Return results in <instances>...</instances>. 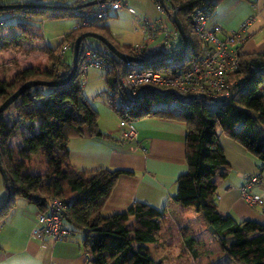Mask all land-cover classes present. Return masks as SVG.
Returning <instances> with one entry per match:
<instances>
[{
  "label": "trees",
  "instance_id": "16d2710c",
  "mask_svg": "<svg viewBox=\"0 0 264 264\" xmlns=\"http://www.w3.org/2000/svg\"><path fill=\"white\" fill-rule=\"evenodd\" d=\"M220 1L164 0L167 13L163 12V16L175 29L171 14L176 11L174 14L187 37L190 55L178 58L182 61L174 68L164 62L145 69L174 74L198 60L202 46L192 29L193 14L202 10L210 14V19ZM79 6L85 5L68 0L46 4L15 0L0 2V15L20 17L14 24H6L10 32L14 29L15 32L9 39L0 35V47L19 49L23 43H30L34 55L46 57L42 69L36 68V59L32 57V66L17 71L12 81L0 80V105L25 82L66 78L71 63L59 61L57 53L62 43L68 42L72 57V44L83 33H97L119 52L136 57L131 45L119 44L112 38L106 25L109 16L92 26L72 29L55 49L38 44L41 36L34 25L37 18L48 15L52 19H76L73 16L75 11L93 9L92 6L78 9ZM181 45L182 41L176 49ZM99 47L105 49L101 44ZM114 65L105 79L109 95L107 104L121 119L154 117L186 125L187 172L177 178V191L172 200L181 208L184 217L197 219L199 238L183 234L180 256H190L195 264H264V225L252 221L236 222L230 215L221 214L216 202L218 183L227 177L229 169L218 142L217 128L241 145L264 168V53L239 57V68L229 79L233 94L228 100H188L177 99L169 93H146L126 115L121 108L114 106L115 98H119L118 77L124 64L115 59ZM81 78L79 70L64 85L32 87L0 113V160L7 175L10 197L4 204L8 197L4 187L0 223L10 215L17 197L33 205L39 213H47L53 199H71L63 221L71 236L84 234L83 249L91 264H171L166 255L169 249L160 240L164 211L135 202L122 213L109 217L101 215L117 180L129 172L103 168L78 171L69 162V140L81 136L104 137L98 130V113L82 95ZM170 101H178L180 105L169 109ZM36 157L41 159V164L27 170ZM262 211L264 213V205Z\"/></svg>",
  "mask_w": 264,
  "mask_h": 264
},
{
  "label": "crops",
  "instance_id": "0c3cea01",
  "mask_svg": "<svg viewBox=\"0 0 264 264\" xmlns=\"http://www.w3.org/2000/svg\"><path fill=\"white\" fill-rule=\"evenodd\" d=\"M15 1L46 4L57 0ZM121 12L130 19L134 32H137L135 29L141 19H160L166 22L169 30H172V26L167 23L151 0H127L126 7ZM11 17L16 18L15 22L20 18L17 15ZM247 21L249 22L247 29L240 32V26ZM106 25L112 38L117 43L124 44L116 39L117 35L112 32L107 21ZM76 26L77 24L73 29ZM207 27H219L220 38H224L228 33L239 32L244 40L241 45L243 54H263L264 0H221L208 20ZM140 41L131 46L140 44ZM162 41L163 36H160L149 47L158 46ZM24 44L28 49L31 48L30 43ZM45 62L46 57L40 55L36 68H43ZM22 63L14 75L17 71L32 66V61L26 56ZM100 121L99 119L98 130L103 138L87 136L73 138L69 140L68 150L69 162L75 170L88 172L103 168L129 172L117 180L101 215L109 217L122 213L135 202L164 211L160 240L166 247H171L166 254L170 257L169 262L195 264L193 258L190 256L183 258L180 252L183 249L181 245L183 234L189 233L190 236L199 238L198 221L195 218L184 217L181 208L172 200L177 191V178L187 172L186 125L154 117L130 119L128 121L135 130V137L123 139L124 128L119 126L113 129ZM218 142L229 166L227 177L218 183L216 190L219 212L230 215L236 222L252 221L264 225L263 207L248 206L242 200L240 192L241 187L249 179L254 178L256 182L252 185L250 193L264 201V168L241 145L222 133L218 136ZM28 205L33 210L19 214L20 219H17L15 224L12 223L13 220L4 221L10 215L0 223V264H91L76 243L32 238L30 232L39 211L33 205Z\"/></svg>",
  "mask_w": 264,
  "mask_h": 264
},
{
  "label": "built area",
  "instance_id": "2783aa9c",
  "mask_svg": "<svg viewBox=\"0 0 264 264\" xmlns=\"http://www.w3.org/2000/svg\"><path fill=\"white\" fill-rule=\"evenodd\" d=\"M93 1L95 4L91 5L93 8L91 11H75L73 13L77 21V28L92 26L109 16L111 12L124 9L127 4V0H77V3L86 5ZM151 1L156 2V0ZM156 8L163 14L158 3ZM175 12L174 10L173 13ZM209 16L210 14L204 13L202 10H196L193 14L191 25L202 50L200 58L185 70L174 74H163L136 67L131 63H123L122 72L118 77V96L121 102L120 108L124 115L135 108L138 100H141L146 93H169L177 99L204 98L212 102L225 101L232 96L233 90L229 79L239 68V57L243 55L241 45L244 40L239 32L228 33L224 38H220L218 36L219 27H207ZM248 23V21L244 22L239 31H245ZM135 31L142 36L140 44L132 46V52L136 58L143 56L144 59H155L158 54L163 55L176 50L177 30L174 28L169 30L160 19H141ZM160 36H163V41L158 46L149 47ZM62 39L63 37L60 38V40ZM69 50L70 44L63 42L57 53L58 60L63 61L65 53ZM115 59L118 58L106 48L92 47L87 40H84L80 44L76 71L80 70L81 77L87 75L92 68L107 73L114 69ZM119 126L125 129L122 133L123 139L135 137V130L128 120L121 119ZM255 182L256 179L251 178L241 187V198L248 206L263 207L264 201L250 193ZM70 202L71 199L51 200L48 212L37 214L30 236L35 239H49L54 242H62L69 238L71 232L63 221V215L67 213Z\"/></svg>",
  "mask_w": 264,
  "mask_h": 264
},
{
  "label": "rangeland",
  "instance_id": "374dc122",
  "mask_svg": "<svg viewBox=\"0 0 264 264\" xmlns=\"http://www.w3.org/2000/svg\"><path fill=\"white\" fill-rule=\"evenodd\" d=\"M5 0H0V2ZM73 0H70L69 2H72ZM75 1V0H74ZM114 15V17H112ZM16 21L15 17H11L5 14L0 15V24L4 27H0V35L3 34V36L6 39H9L12 32H15V29L11 32L8 30V27L6 28V24L14 23ZM107 23L112 29V32L117 35L116 39L124 44L132 45L137 43L139 40H141V35L138 32L133 31V25L130 23V19L124 16V13L119 10L118 12H111L109 15V18H107ZM77 24L76 19L73 17H66L63 19H52L48 15L41 16L40 18H37L34 21V25L36 29L40 31L41 40L38 42L40 46H47L49 48L55 49L59 42L60 38L64 35L68 34L73 27ZM77 28V26H76ZM87 42L92 47L100 46L99 42L96 40L87 39ZM181 40L180 38L176 41L177 45H180ZM29 52H28V51ZM184 57L188 58L190 55V51L186 50L184 52ZM30 58L32 60L34 57L35 60V66L37 65L39 61L40 55H34L33 51L28 49V46L24 43L19 49H13V48H2L0 47V80H4L7 82L12 81L14 78V72L17 68L21 66V63L23 62V59ZM71 53L70 51H67L65 53L64 61L71 63ZM181 59H177L175 61H169L168 66L171 68H174L175 66L180 65ZM23 64V63H22ZM44 66V65H43ZM42 66V67H43ZM42 69V68H41ZM107 76V73L105 71H102L100 69L92 68L88 71L87 75L82 77L80 79V84L82 86V95L86 99V101L90 104L91 108L95 110L99 116L100 122L106 123L111 128L116 129L119 127L120 123V117L108 106L107 99H108V92H107V85L105 78ZM180 105V102L178 101H170L168 104L169 109L177 108ZM114 106L116 108L121 107V102L118 97L114 100ZM154 107V105H153ZM216 133L219 136L221 133L220 128L216 129ZM41 164V159L39 157H36L32 160V163H30V167L27 170H32L34 167ZM79 171V169H78ZM5 197V188L3 185L2 178L0 176V203ZM14 210L11 212L10 216L4 220L7 222H11L10 220H13L12 223L15 224V221L17 219H20L19 214H24L26 210H33L27 202L17 197L14 202ZM16 213V215H14ZM14 216V217H13ZM13 218V219H12ZM1 225V224H0ZM24 227V223L22 225V228ZM83 240H84V234L83 233H75L73 234L67 241L68 243H76L79 245L81 251L84 252L83 249ZM169 249L170 246H167Z\"/></svg>",
  "mask_w": 264,
  "mask_h": 264
},
{
  "label": "water",
  "instance_id": "95a60500",
  "mask_svg": "<svg viewBox=\"0 0 264 264\" xmlns=\"http://www.w3.org/2000/svg\"><path fill=\"white\" fill-rule=\"evenodd\" d=\"M159 6L162 8L164 13H167V9L164 4V0H156ZM95 2H91L86 4L85 6H91L94 5ZM85 6H79L78 9L84 8ZM21 7H27V6H21ZM39 7H44V8H50L52 10L59 9L58 7H49V6H39ZM171 22L174 25L175 29L178 32V35L180 36V39L182 41V45L180 48L163 54L160 57H157L155 59H144V58H136V57H130L126 54H123L119 52L107 39H105L103 36L93 33V32H86L78 36L73 44H72V59H71V71L68 74V76L62 80H57V81H42V80H32L25 82L23 85H21L13 94H11L1 105H0V113L4 112L6 108L14 101L17 99L19 95L24 93L25 91L31 89L32 87L36 86H42V87H48V88H53L57 86H61L66 84L75 74L77 70V62H78V56H79V48L80 44L82 41L87 40L88 38L96 40L99 42L102 46H104L110 53H112L116 58H118L121 62L123 63H131L135 65L136 67L139 68H147L151 67L154 65L162 64L167 61H173L178 58H180L184 52L188 48V41L187 37L184 33V30L177 19L176 15L174 13L171 14ZM0 176L2 178L4 187L8 191V197L5 201L4 204L9 202V190H8V184H7V175L6 172L1 164L0 160ZM3 204V205H4ZM210 232L213 233V230L209 228Z\"/></svg>",
  "mask_w": 264,
  "mask_h": 264
}]
</instances>
